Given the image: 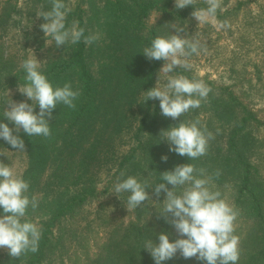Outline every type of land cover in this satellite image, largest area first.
Returning a JSON list of instances; mask_svg holds the SVG:
<instances>
[{"label": "trees", "instance_id": "16d2710c", "mask_svg": "<svg viewBox=\"0 0 264 264\" xmlns=\"http://www.w3.org/2000/svg\"><path fill=\"white\" fill-rule=\"evenodd\" d=\"M108 4L111 11L107 24L109 45L106 46L107 51H100L99 54L110 62L98 70L99 74L93 67L92 58L97 53L84 43L83 38L73 45L69 59L41 70L54 88L70 82L72 89L80 92L74 101L75 109L63 104L53 109L49 121L50 137H29L22 129L16 133L15 125L0 110V123H7L13 129V134L24 140L28 167L22 177L29 183V197L35 196L38 200V207L33 210L29 206L26 212L32 219L24 220L35 221L38 218L41 230L39 250L16 259L9 256V264L50 263V255L59 250L62 239L59 223L72 217L85 202L99 194L95 180L101 171L114 173V181H122L128 176L137 177L144 171L152 172L155 186L167 184L161 179L162 173L174 170L176 165H197L195 160H189L187 156L156 145L153 137L162 128L164 118L156 99L145 102V92L154 87L161 62L149 60L143 54V49L159 36L155 30L150 32V36L143 33L145 12L149 9L146 5L152 9L153 3L151 0H114ZM67 18L71 19V15ZM77 22L78 27L85 30L84 35L89 36L87 23L80 16H77ZM4 66L0 65V88L7 83L13 86L26 83L25 70L8 71V67ZM28 103L32 101L28 100ZM213 105L217 106L215 102ZM213 109L222 114L215 107ZM34 111L39 112L38 105ZM252 120L253 116L242 118L239 127L229 134L225 155L221 151L205 164L217 163L211 167L220 170L219 177L215 174L212 176L216 184L222 185L227 175H236L238 181L234 184L235 207L251 224L239 238L238 264H264V180H257V170L248 162L249 142L239 135ZM125 130H128L126 135L130 139L128 141H133V146L119 157L115 141L117 137L124 136ZM145 134L149 140L146 138L144 141ZM11 151L17 152L18 149L0 138V152L6 153V157H0V160L10 165L7 153ZM142 154L148 155V162L144 166L141 164ZM162 156L168 157L166 162L161 159ZM121 173L124 175L121 176ZM113 182L106 183V190ZM161 211L157 212L160 225L151 226L137 220L113 229L105 245L107 254L101 255L102 258L97 262L155 264L144 248L146 242H158L161 232L169 235L170 242L179 239L172 237L171 227L160 215ZM138 213L137 216L142 217L145 212ZM162 264L207 262L195 257L184 259L178 252L173 259Z\"/></svg>", "mask_w": 264, "mask_h": 264}, {"label": "rangeland", "instance_id": "374dc122", "mask_svg": "<svg viewBox=\"0 0 264 264\" xmlns=\"http://www.w3.org/2000/svg\"><path fill=\"white\" fill-rule=\"evenodd\" d=\"M114 0H64L71 8L66 17V28L71 27L77 16L87 23L90 35L99 38L90 46L96 51L93 64L99 74L102 67L109 64L106 57L99 52L107 51L109 37L107 24L110 21L111 11L108 2ZM152 9L145 12L144 35L150 36L151 31H157L159 36H170L176 34L174 25H180L185 30L181 32L182 37L194 35L196 32L202 37L206 48L199 55L190 58L192 67L188 70L178 67L170 75H184L189 79L203 80L211 91L207 100L201 103L197 109H191L180 118L173 120L163 116V125L155 137L156 145H162L169 150L170 144L160 134L162 130L177 126L180 122L194 121L199 119L201 125L214 134V139L208 143L207 153L195 159L196 168H203L206 174L213 176L216 169L211 167L217 163L207 160L217 157L222 151L226 153V143L229 134L239 127L242 118L253 116L245 128L240 131L241 138L246 139L249 144L248 162L257 170V180H264V0H222L221 8L217 11V20L227 21L230 27L218 29L211 23L198 25V21L191 15L195 8H206L204 0H197L193 6L183 9L175 7V0H151ZM51 0H0V65L7 66L8 71H19L24 69L21 62L30 55L29 49L34 51L38 60L43 61L41 70L49 65L57 64L70 58L74 44L67 43L56 47L51 37L46 38L40 25L44 23L43 17H37L38 11H50ZM76 14V15H74ZM46 39L48 45L46 46ZM161 60L156 72L154 86L156 85L159 71L163 67ZM4 66V67H5ZM99 70V71H98ZM164 81H161L163 84ZM9 92V95H8ZM15 102H27L25 95L20 93L18 85L5 84L0 88V110L4 113L6 103L9 100ZM158 108L160 101L156 99ZM213 102L217 106L213 105ZM215 107L221 115L213 109ZM161 112V109H159ZM129 115V114H127ZM251 118V117H250ZM219 130V132L217 131ZM125 130L124 136L116 138L118 156L121 157L133 146ZM148 135V134H147ZM144 141L148 136L144 135ZM149 140V138H148ZM128 142V143H127ZM9 163L19 175H23L28 167V159L25 152H8ZM142 166L148 162V155L142 154ZM144 169V168H143ZM216 170V171H215ZM220 172V170H218ZM152 172L140 173L136 178L138 181L146 182L152 187L146 189L151 197L143 205L136 209L127 210L126 201L129 193H120L119 197L114 192V186L118 181L112 178L114 173L106 170L97 175V189L99 194L92 200L85 202L76 213L68 219L59 223L58 228L62 236L59 250L50 255L49 261L43 264H99L97 261L105 256V245L109 234L113 229L126 226L130 222L140 220L151 226L160 225L157 212L163 209L165 192L159 197L154 192V178ZM113 182L106 190L107 182ZM236 175H227L222 185H218L212 179L211 190L219 191L221 198L225 199L235 210ZM260 182V181H259ZM171 189L172 185L166 184ZM177 193L182 189H177ZM145 212L142 217L137 216L140 211ZM237 211V210H236ZM238 212L234 221V234L241 238L250 223ZM28 214V213H27ZM5 215L0 208V216ZM30 214L24 219H29ZM32 218H30L31 220ZM169 219L171 217L169 216ZM38 227L39 219L30 221ZM173 238H180L176 229L170 224ZM102 255V257H101ZM8 251L0 248V264H9ZM11 259H16L11 257Z\"/></svg>", "mask_w": 264, "mask_h": 264}, {"label": "clouds", "instance_id": "9594fccd", "mask_svg": "<svg viewBox=\"0 0 264 264\" xmlns=\"http://www.w3.org/2000/svg\"><path fill=\"white\" fill-rule=\"evenodd\" d=\"M196 3L197 0H175V7L183 9ZM204 3L206 8H195L191 14L198 21V25L211 23L218 29L230 27L227 21L217 20V11L221 8L222 0H204ZM51 4L50 11H38L36 16L43 17L45 22L40 28L46 38H52L56 47L67 43L76 44L82 38L86 45H91L99 38L97 35L85 36V30L79 28L76 21L66 28L65 20L71 8L64 0H51ZM173 29L176 34L157 36L149 47L143 49V54L149 60L164 61L156 85L145 92V102L158 99L161 114L176 120L191 109L199 108L201 103L207 100L211 89L203 80L189 79L184 75H170L178 67L190 69V58L206 50L199 33L182 37L180 33L184 32L183 27L174 25ZM29 51V57L20 65L26 71V83L19 84L18 90L32 103L10 99L3 115L15 125L16 133L22 129L29 137L47 138L51 136L49 121L53 109L58 104L75 109L74 101L80 92L74 91L70 82L54 88L40 71L43 61L37 59L32 49ZM37 105L38 113L34 111ZM160 134L169 142V151L187 156L189 160L206 155L209 141L215 138L206 126L201 125L199 119L180 122L177 126L162 130ZM0 138L18 151L26 152L24 140L19 135H14L13 129L7 123H0ZM0 157H6V153L0 152ZM161 159L166 162L168 157L162 156ZM123 175L124 173H121V176ZM219 175L220 172L217 171L215 176ZM161 179L172 185V188L169 189L165 183L154 186L157 197L162 191L166 193L163 209L159 213L166 222L174 226L180 237L186 238L170 242L169 235L161 232L158 234V242L147 241L144 248L150 253L155 264L173 259L178 252L184 259L195 257L197 260L206 261L207 264H238L239 238L234 234V221L238 212L221 198L219 191L211 190L212 177L206 174V170L196 168L190 163L180 164L172 171L163 172ZM149 187L152 186L138 181L134 176H128L122 181L118 180L112 193L118 197L120 193H129L125 205L127 210H130L140 207L151 198L146 191ZM28 189L29 183L15 168L0 160V208L5 214L0 216V248H6L13 258L39 250L41 230L36 223L24 220L29 206L33 210L38 207L37 198H30ZM177 189L182 191L177 193Z\"/></svg>", "mask_w": 264, "mask_h": 264}]
</instances>
